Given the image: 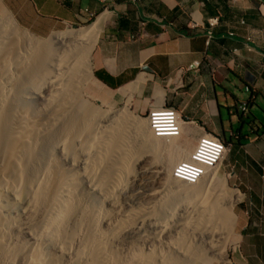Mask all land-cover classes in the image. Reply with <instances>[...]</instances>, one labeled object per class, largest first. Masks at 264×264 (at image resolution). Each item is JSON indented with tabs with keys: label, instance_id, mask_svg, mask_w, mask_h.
I'll list each match as a JSON object with an SVG mask.
<instances>
[{
	"label": "bare ground",
	"instance_id": "obj_1",
	"mask_svg": "<svg viewBox=\"0 0 264 264\" xmlns=\"http://www.w3.org/2000/svg\"><path fill=\"white\" fill-rule=\"evenodd\" d=\"M99 21L96 18L86 27L42 41L20 29L6 10L0 13V264H63L68 259L71 264H227L228 240L233 249L238 245L233 207L242 199L239 190L224 195L227 177H218L217 166L207 169L196 184L173 179L172 168L191 153L177 148L174 137L150 135L146 119L130 110L131 102L114 111L82 99V85L91 78ZM141 81L139 77L129 85V92L123 90L129 101ZM91 133L103 134V143H97ZM126 133L133 135L139 148L154 151L162 145L173 150L159 165L137 153L134 162L140 172L133 174L137 186L132 193L144 197L158 193L159 197L144 198L146 206L125 212L111 225L101 208L107 187L91 179L107 177L106 172L116 168L112 166L116 158L103 162V172L99 164L104 158L97 159L99 164L93 161L98 164L95 171L102 172L96 176L93 163L92 167L83 164L81 156L89 153V146H102L96 150L111 157ZM92 148L91 155L99 157ZM122 148L117 154L121 157ZM82 164L89 167L86 171L93 170L88 171V181L83 172L86 182L80 181ZM142 175L144 181H159L160 189L154 193V185L140 184ZM111 183L105 182L108 187ZM141 200L133 198L130 204L139 207ZM134 237L142 238L144 249L132 250L131 256L119 252L121 238Z\"/></svg>",
	"mask_w": 264,
	"mask_h": 264
},
{
	"label": "crops",
	"instance_id": "obj_2",
	"mask_svg": "<svg viewBox=\"0 0 264 264\" xmlns=\"http://www.w3.org/2000/svg\"><path fill=\"white\" fill-rule=\"evenodd\" d=\"M0 4L19 27L41 39L64 26L99 18L90 58V79L96 86L129 92V85L142 77L133 92L135 112L145 116L151 107H172L185 134L189 125L195 143L203 133L228 142L236 164L231 184L242 192L234 212L239 236L234 264H264V0ZM194 62L199 67L188 70ZM234 134L239 142L232 141Z\"/></svg>",
	"mask_w": 264,
	"mask_h": 264
},
{
	"label": "rangeland",
	"instance_id": "obj_3",
	"mask_svg": "<svg viewBox=\"0 0 264 264\" xmlns=\"http://www.w3.org/2000/svg\"><path fill=\"white\" fill-rule=\"evenodd\" d=\"M1 5V4H0ZM3 11H5V9H4V7L3 6H0V13H2ZM95 20L94 19H91L88 23H86V24H83V25H68V26H64V27H62V28H60L59 30H57V31H55V32H53L49 37H47V38H43V39H41L40 38V40H42V41H46V40H50V39H52L54 36H60V35H64L67 31H74V30H78V29H81V28H83V27H86V26H88V25H90L92 22H94ZM20 29H21V27H20ZM91 60V59H90ZM91 62V61H90ZM85 83V82H84ZM83 86V89L81 88V93L80 94H82V99L83 98H86V99H84V102L86 103V104H92V106H97L96 108H100L101 110L103 109V110H105V109H109L110 107H111V109L112 110H114V111H119V110H121L123 107H125V105L126 104H129V102H131L132 103V101H133V98H131V101H129V99L127 98V97H129V94L127 95V94H125L124 92H123V90L124 89H122L121 91H118V92H112V91H109V90H106V89H104V88H102V87H100L99 85H95L94 83H93V81H92V79H88L87 81H86V83L84 84V85H82ZM127 87V86H126ZM126 87H124L125 89H126ZM129 88H127V90H128ZM126 90V91H127ZM122 93L124 94V95H127V97L125 98L124 96H122ZM84 94V95H83ZM133 95V94H132ZM89 97V98H88ZM133 97V96H132ZM86 100H87V102H86ZM89 102V103H88ZM92 102V103H91ZM129 106V108H130V110L132 111V113L135 115V116H137L138 118H140V119H145V117H144V115H141V114H138L137 112H135L133 109H132V106H131V104L130 105H128ZM120 108V109H119ZM118 109V110H117ZM184 123H182V125H181V129L183 128V132L181 131V133H180V135L178 136V137H174L173 139H174V143H175V146L177 147V148H179V149H182V150H185L186 152H192L193 151V149H194V147H195V138H192V136H190V132H191V129H190V127H189V125H187L188 126V128H189V134H185L186 133V131H187V129H185L184 128V125H183ZM146 126V125H145ZM83 135H84V137H86L85 136V134L83 133ZM83 135H82V133H81V142H83V145H85L84 144V142H85V138L83 137ZM91 135H93V137L95 138V141H96V138H97V143H99V141L100 142H102L103 143V141L100 139V137L102 136L103 137V134H101V133H97L96 135L95 134H93V133H91ZM126 136H127V138L126 137H123L124 139H122V146L120 145V148L121 147H123L121 150L123 151L122 153H124L126 156H125V158H128V159H123L122 157H123V155L124 154H122V157L121 156H118L117 154H119V155H121V153L119 152L120 150V148L119 149H116V150H118V151H116V150H112L111 151V157H108L107 155L105 156V154H106V151H104V150H102V152L100 153V151H98V150H96L97 148H99V147H93L96 151H97V155H99V157H100V159H99V157L98 156H96V154L95 155H91L92 154V152L94 151H92L91 150V148L92 147H88V149H90L89 150V153L88 154H86V155H83L82 154V156H81V161H83L82 163L84 164L85 163V165H87V166H90V164H92V166H90V167H92V168H95V169H93L94 171L95 170H97L96 169V167L98 168V164L102 161V159H101V157L102 158H104L103 160L104 161H102L100 164H99V168H100V166H101V164H102V167H101V169L103 168V167H105L104 165H105V163L107 162V160L109 159L110 160V158H116L114 161H113V167H115L116 166V168H113V169H110L108 172H106V174H108V175H110V176H114L113 178H111V177H109V178H107L108 177V175H107V177H106V175H104V173H103V175H104V178L102 179L100 176H102L103 177V175H100L99 176V178H101V179H98L97 177H94V176H92V179L91 178H89V177H91V174H90V172H92L93 170H90V172H88V171H86L88 168H86L85 167V165H83L82 167V169L80 170V171H82V172H79L80 174V181H81V179H82V181H84L85 180V176H87V174H88V178H86L87 180L86 181H88V179L90 180H92L91 182H94L93 180L95 179L96 181L94 182L95 184H97V185H99V186H101V184L102 183H104V184H102V186H104V188L106 189V187H107V189L109 188V190L111 189V186H113L114 187V189L112 188V190H105L104 188V190H105V192H106V203H104V204H101V208H102V211L105 213V214H108V216L110 217V220L112 221V224L111 225H115V221H118V220H120V218H121V215L122 214H124L125 212H130L131 210H135V212L136 211H138V209H142L143 208V206H146V200L148 199V201L150 200V201H155L159 196L157 195L158 193H156L155 195L154 194H148L146 197H144L143 195L142 196H140V195H134L132 192V190L137 186L136 184H134V180H133V174L135 175V174H138L139 172H140V170L137 168V164H136V162H134V161H136V158H137V153H141L142 152V155H143V157L145 158V157H151L152 158V160H153V163L155 162L157 165H159L160 163H161V161H162V159H164V156H166V154H167V152H169V151H172L173 149H169V148H167V149H164V147L162 146V145H160L159 147H157V149L156 150H154V151H152V150H146V148L144 147V149L143 148H139L138 146H137V144L135 143V141H134V137H133V135L131 134V133H126L125 134ZM150 135H151V133H150ZM92 138V137H91ZM94 138H92V139H90L89 140V142L91 143L92 142V144H90V145H92V146H94L93 145V143L94 144H96V142H94ZM100 139V140H99ZM123 140H129V145H132V146H127V145H124V143L126 142H124ZM232 141L233 142H239L240 141V138L238 137V135H236V134H234V135H232ZM131 142V143H130ZM134 142V143H133ZM102 143H100V144H102ZM127 143V142H126ZM125 143V144H126ZM128 144V143H127ZM226 144H227V147H228V142H226ZM99 145V144H98ZM134 145V146H133ZM125 146V147H124ZM136 146V147H135ZM129 147V148H128ZM130 147H134L133 149L132 148H130ZM139 148V149H136V148ZM87 147H85V149H86ZM92 148V149H93ZM101 148H102V146H101ZM101 148H99L100 150H101ZM125 148V149H124ZM127 148V149H126ZM83 149V148H82ZM88 149H86V151L88 150ZM103 149V148H102ZM124 149V150H123ZM129 149V150H128ZM125 150H128V151H126V152H124ZM129 151H131V153L132 152H135V154L134 153H132L131 155H129L130 154V152ZM82 152V151H81ZM83 152H85V151H83ZM88 152V151H87ZM114 152H116V153H114ZM117 152H119V153H117ZM128 152H129V154H128ZM103 153V154H102ZM89 154H90V156H89ZM117 155L118 157H115V156ZM128 155V156H127ZM145 155V156H144ZM93 156H96V160L94 159L93 160ZM89 157V159H87ZM232 157V153H230L229 154V151L227 150V152H226V154H225V156H224V159H223V162H222V164L220 165V167H218L217 168V175H218V177L220 178V179H223V178H226V182H227V185H228V187H227V189L226 190H224L223 191V193H224V195H226V196H229L230 195V193H231V191L232 190H234V189H237V190H240L239 188H237V187H235V186H233L232 184H231V181H232V179H231V175H230V172L232 171V170H235L236 169V164H233V158H231ZM86 158V159H85ZM92 158V159H91ZM112 158V159H113ZM120 158V159H119ZM121 158L123 159V160H121ZM162 158V159H161ZM97 159L100 161V162H98L97 161ZM107 159V160H106ZM118 159L122 162V164L120 165V163H118L119 161H118ZM84 160L86 161V162H84ZM90 162H89V161ZM106 160V161H105ZM96 162V163H98V164H96V163H94V162ZM115 161H116V163H115ZM118 161V162H117ZM103 162H105V163H103ZM86 163H88V164H86ZM104 164V165H103ZM121 169L122 167V169H123V171H121L119 168ZM124 167H125V169H124ZM128 167H131V169H128ZM84 168H86V169H84ZM100 169V170H101ZM104 169V168H103ZM103 169H102V172H103ZM173 169V168H172ZM99 170V169H98ZM114 170H115V173H114ZM86 171V175H84L83 174V172H85ZM93 171V174H96V176H97V174L99 175V173H101L102 174V172H100V171H95L94 172ZM97 172V173H96ZM99 172V173H98ZM127 173V174H126ZM143 176V175H142ZM141 176V177H142ZM224 176V177H223ZM84 178V179H83ZM94 178V179H93ZM106 178H107V180L109 179L110 181H112V183L111 184H109V185H111V186H106V185H108V184H105V182L106 183H108V181L106 180ZM111 178V179H110ZM144 179V176L141 178V180H140V184H144V183H146V185L147 184H149V185H154L155 186V189H154V193L155 192H157L160 188H159V181L157 182L156 180H152V179H149V181L147 182V181H144L143 180ZM101 180V181H100ZM86 181H84V182H86ZM84 182H82V185H84L83 183ZM114 182V183H113ZM153 184H152V183ZM99 183V184H98ZM156 183V184H155ZM113 184V185H112ZM115 185V186H114ZM158 185V186H157ZM101 186V187H102ZM241 191V190H240ZM240 193V192H239ZM242 193V192H241ZM240 193V194H241ZM146 195V194H145ZM133 197V198H136V197H140V199H142L141 200V202H140V206L138 207H136V206H133V205H131L130 204V200L131 199H133V198H131V197ZM136 196V197H135ZM110 198V199H109ZM144 198L146 199V200H144ZM182 201V200H181ZM180 201V202H181ZM183 201H185V200H183ZM182 201V203H184ZM143 203V204H142ZM239 203V201L238 202H236L235 204H234V207H233V212H235V207L237 206V204ZM135 207V208H134ZM240 208L239 207H237V212L238 211H240L239 210ZM234 230H235V227H234ZM236 234V233H235ZM142 237H144V231L142 232ZM236 236H238L237 234H236ZM139 241H138V240ZM141 240V241H140ZM238 240H239V236H238ZM143 240H142V238L140 239V238H138V237H134L133 239L131 238V239H122L121 238V241L118 243V250H119V252H121L122 254H129L130 256L131 255H133V253L135 252V253H137V252H139L140 250V248H141V250H143L144 249V243L142 242ZM232 241H231V239L230 240H228V248H227V260H228V263L227 264H234V262H235V258H234V255H235V253L237 252V247L236 248H234L233 249V244L231 243ZM142 243V244H141ZM232 244V245H231ZM133 247V248H132ZM134 252H133V251ZM131 252H133L132 254H130ZM128 255V256H129ZM63 264H71V259H68V260H66ZM210 264H221V263H210Z\"/></svg>",
	"mask_w": 264,
	"mask_h": 264
},
{
	"label": "built area",
	"instance_id": "obj_4",
	"mask_svg": "<svg viewBox=\"0 0 264 264\" xmlns=\"http://www.w3.org/2000/svg\"><path fill=\"white\" fill-rule=\"evenodd\" d=\"M199 67V62H194L187 69L193 70ZM249 92V88L245 87ZM240 112L247 110V103L239 106ZM146 125L153 137L172 138L178 137L181 132V123H184L177 111L165 105L151 107L147 110ZM228 150L226 142L219 136L203 133L196 141L193 151L187 160L175 164L171 171V177L185 184H196L206 173L221 165Z\"/></svg>",
	"mask_w": 264,
	"mask_h": 264
}]
</instances>
